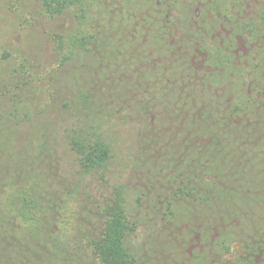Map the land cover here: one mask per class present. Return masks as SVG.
Here are the masks:
<instances>
[{
    "label": "trees",
    "instance_id": "1",
    "mask_svg": "<svg viewBox=\"0 0 264 264\" xmlns=\"http://www.w3.org/2000/svg\"><path fill=\"white\" fill-rule=\"evenodd\" d=\"M22 1L0 264H264V0Z\"/></svg>",
    "mask_w": 264,
    "mask_h": 264
},
{
    "label": "rangeland",
    "instance_id": "2",
    "mask_svg": "<svg viewBox=\"0 0 264 264\" xmlns=\"http://www.w3.org/2000/svg\"><path fill=\"white\" fill-rule=\"evenodd\" d=\"M7 1V3L12 7H15L16 5H20V6H22V0H6ZM17 33H19L18 35H17V33H16V35L14 36H4L3 38V40L1 41L0 40V48L2 49H7V48H10V47H12V46H16V47H23V46H25L27 43H32L33 41H28L29 39H30V36H29V33H25V32H22L20 29H18L17 31H16ZM36 38V37H35ZM8 51H10V50H8ZM1 71H4V70H0V77H3V78H7V80H8V78H9V76L7 75V73L6 74H2V72ZM141 237V236H140ZM138 238V240L139 239H141V238ZM146 258L149 260V261H154L153 262V264H159V263H156L155 261H157L158 259L156 258H151V257H148V256H146ZM151 264V263H150Z\"/></svg>",
    "mask_w": 264,
    "mask_h": 264
}]
</instances>
